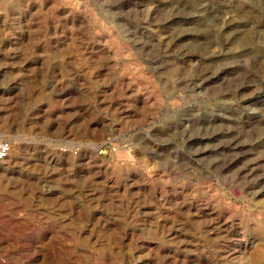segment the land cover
I'll return each instance as SVG.
<instances>
[{"label": "rangeland", "instance_id": "374dc122", "mask_svg": "<svg viewBox=\"0 0 264 264\" xmlns=\"http://www.w3.org/2000/svg\"><path fill=\"white\" fill-rule=\"evenodd\" d=\"M0 264H264V0H0Z\"/></svg>", "mask_w": 264, "mask_h": 264}, {"label": "built area", "instance_id": "2783aa9c", "mask_svg": "<svg viewBox=\"0 0 264 264\" xmlns=\"http://www.w3.org/2000/svg\"><path fill=\"white\" fill-rule=\"evenodd\" d=\"M11 144L6 139H0V160L4 159L10 151Z\"/></svg>", "mask_w": 264, "mask_h": 264}]
</instances>
